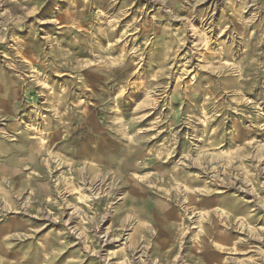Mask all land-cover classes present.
I'll return each mask as SVG.
<instances>
[{
	"label": "rangeland",
	"instance_id": "obj_1",
	"mask_svg": "<svg viewBox=\"0 0 264 264\" xmlns=\"http://www.w3.org/2000/svg\"><path fill=\"white\" fill-rule=\"evenodd\" d=\"M0 264H264V0H0Z\"/></svg>",
	"mask_w": 264,
	"mask_h": 264
},
{
	"label": "bare ground",
	"instance_id": "obj_2",
	"mask_svg": "<svg viewBox=\"0 0 264 264\" xmlns=\"http://www.w3.org/2000/svg\"><path fill=\"white\" fill-rule=\"evenodd\" d=\"M106 31V30H105ZM45 143V142H44ZM108 163V162H107ZM96 177H98V176H96ZM143 212H144V210H143Z\"/></svg>",
	"mask_w": 264,
	"mask_h": 264
}]
</instances>
